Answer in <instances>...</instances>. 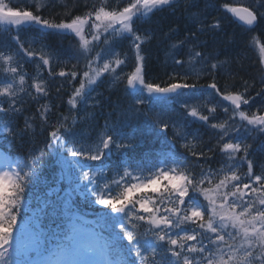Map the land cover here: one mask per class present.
<instances>
[{
  "label": "snow or ice",
  "instance_id": "snow-or-ice-1",
  "mask_svg": "<svg viewBox=\"0 0 264 264\" xmlns=\"http://www.w3.org/2000/svg\"><path fill=\"white\" fill-rule=\"evenodd\" d=\"M52 3L53 0H31L21 9L14 7L12 0H0V38L8 36L28 58L38 57L50 77H71L70 84L77 78L80 81L67 99L70 116L61 115L50 123L53 106L45 99L35 113L24 119L23 126H18L15 122L27 103L20 94L39 104L40 99L50 96L48 83L33 77L26 88V73L23 64L16 60L17 53L0 46V139L15 141L46 133V151L41 150L39 155L32 152L26 161L5 159L0 163V264H264V173L255 174L249 158L253 152L249 138H257L252 133L264 135V112L249 114L242 110L241 106L249 105L253 99L246 97L247 87L244 92H221L215 73L228 61L199 50V34L205 26L201 23L197 31L190 30L185 39L170 45L173 64L185 71L173 72L166 82L156 83L146 79L144 54V46L155 34L136 25L156 12H174L181 0H127L123 6L122 0H117L116 6L100 0L99 6L94 4L82 15L71 16L69 9L64 16L70 18L59 22L41 14ZM257 5L264 7V0H257ZM190 6V2L185 3V10ZM223 8L250 27L264 19V11L256 8L229 4ZM193 17L199 19L198 14ZM31 26L74 35L78 48L72 57L77 60L72 70L61 68L55 73L51 65L54 58L59 60L58 56L53 57L43 47L40 51H29L32 44L25 47L20 31ZM206 27L218 29L220 21L214 20ZM253 39L264 64V44ZM123 40L130 44L135 66L128 73L118 74V69L127 63V54L121 56L116 51ZM185 46L187 58H179ZM96 48L99 51L93 55ZM80 59L85 61L82 74L76 70ZM40 66L37 64L38 70ZM206 72L212 75L206 85L211 90L209 95L220 96L231 105V115L221 122H210L219 105L205 104L204 114L200 106L182 99L205 87L198 82ZM106 75L112 77V83L124 82L129 102L120 110L114 109L116 119L107 117L93 141L95 116L89 109L101 102L91 93ZM60 90L58 87L57 93ZM261 94L264 86L257 93ZM168 103L182 109L175 118L162 108L154 110L156 105ZM146 105L152 108L145 111ZM223 111L228 114L229 108L224 107ZM196 120L218 135L216 146L207 151L198 150L202 140L187 131ZM170 127L171 139L180 140L181 147L197 161L211 160L209 153L218 148L225 158L221 167L205 171L199 165L197 174L187 157L178 158L171 149L162 150L157 156H142L140 160L133 157L146 137H166ZM164 143L167 145V137ZM45 155L67 169L69 182L76 184L74 191L85 202L110 209V214L100 212L98 218L107 237L101 231L85 229L70 208L66 210L69 227L63 235L54 237V242L37 239L29 247L21 243L20 235L14 236V231L23 234V229L17 230L18 215ZM109 160L111 164H106ZM245 163L247 172L242 176L240 168Z\"/></svg>",
  "mask_w": 264,
  "mask_h": 264
},
{
  "label": "trees",
  "instance_id": "trees-1",
  "mask_svg": "<svg viewBox=\"0 0 264 264\" xmlns=\"http://www.w3.org/2000/svg\"><path fill=\"white\" fill-rule=\"evenodd\" d=\"M108 2L109 6H116L117 0H108ZM126 2L127 0H122L120 6H123V3ZM189 2L191 6L185 10L184 5ZM28 3H31V0H12V5L21 9ZM99 3L100 0H53V3L49 4L41 14L49 19L54 17L59 22L62 18H70L64 16V13L69 9L71 10V16L82 15L92 8L94 4L99 6ZM65 4L67 8H65ZM224 4L231 6L243 4L247 7L264 11V7L257 5V0H181L180 7L174 12L172 9H166L138 21L136 25L138 28L155 34V38L144 46V54L147 57L146 79L156 83H164L168 80L171 73L185 71V69L173 64L169 52L170 45L177 40L185 39L190 30L197 31L198 26L202 23L205 28L203 33L199 34L201 42L199 50L205 55L211 54L220 61H228L215 73L216 83L221 92L226 90L244 92L245 87H247L246 97H252L253 99L250 100L249 105H242V110L249 114L264 112V94L257 95L258 92H261L262 86H264V83H262L264 82V64L260 62L259 48L253 39L255 37L261 44H264V19H259L258 23L251 27L241 24L230 12L223 8ZM194 13L198 14L199 19L193 17ZM217 19L220 21V28L209 30L206 26ZM170 29L174 31L170 32ZM20 36L26 48L29 44H32V47L28 48L29 51H40L43 47L53 57H59L58 61L54 58L51 65V69L55 73H58L61 68L65 71L72 70V65L77 63V60L72 57L78 48V41L72 34H56L49 30L31 26L21 29ZM0 46L17 53L16 60L23 64V72L26 73V88L31 85L32 78L36 77L37 79H44L48 83L50 93L49 98L40 99L39 104L31 101L29 97L21 93L20 95L27 101L24 106L26 110L15 123L22 127L24 119L35 113L36 108L43 104L45 99L53 106L52 112L49 114L50 123L55 122L61 115L70 116V106L67 104V99L74 88L79 85V78L70 84L68 81L71 77H50L48 69L42 66V62L39 61L38 57L28 58L25 56L6 35L0 38ZM95 51H99V48L94 49L93 55H95ZM116 51L121 56L127 54V63L118 69V74L132 71L135 66V58L129 42L127 40L119 42ZM185 53H187V46L180 50L179 58L186 59ZM210 63L211 60L209 61ZM37 64L41 65L39 70L37 69ZM84 64L85 61L80 59L76 70L81 74L84 70ZM211 79L212 75L206 72L198 82L205 87L198 88L195 95L187 93L182 99L189 104L200 106V110L204 114H207V109L204 107L205 104L219 105L215 119L210 122H221L228 119V116L231 115V105L229 102L223 101L220 96L209 95L211 90L207 89L206 85ZM188 82L191 83L193 81L189 80ZM58 87L61 89L59 93L56 91ZM93 87L94 91H92L91 95L101 102L100 106L89 109L95 116L93 123L96 128L92 134V140L94 141L96 134L104 126L105 119L110 116L112 120H115L116 112L114 109H122L129 102V97L125 92L124 82L112 83V77L107 75ZM32 92L34 94V89H32ZM224 107L229 108L228 114L224 113ZM150 108H152V105L144 106L145 111ZM161 108L167 115L174 118L182 111L179 105L175 103H168L163 106L156 105L154 110L160 111ZM188 119L192 120V118ZM39 123L37 119V132H39ZM237 123H239L238 120ZM127 131L132 132L133 130L127 129ZM187 131L198 134L202 140L203 143L198 147V150L207 151V148L216 146L218 139L216 130L211 129L203 122L193 121ZM45 136L46 133L39 134L34 138L26 136L22 140L17 139L15 141H12L11 138L0 139V147L13 159L26 161L30 153L35 152L36 155H39L41 150L46 151ZM166 137L167 145L164 143ZM166 137L160 135L157 138L156 135L150 134L132 153L133 157L136 160H140L142 156L148 154L157 156L162 150L171 149L176 157L181 159L187 157V162L194 166V171L197 174L201 170L199 165H202L205 171L209 168L217 170L224 162L225 158L218 148H216L214 153H209L213 157L211 160L201 159L197 161L194 157L189 156L185 149L181 147L180 140L173 141L171 139L173 137L171 127ZM252 137L257 138L254 141L251 137L249 138V142L253 143V152L249 158L253 161L254 173L259 175L264 173V144H262L264 135L253 132ZM114 159L115 157L113 156L112 160ZM112 160L105 161V163L111 164ZM90 163L94 166L100 165V162ZM246 172L247 165L245 163L240 168V173L243 176ZM68 175L67 169L62 164H58L54 158L45 155L42 167L37 170V176L26 191L24 202L18 215L17 230H24L34 223H39L43 227L44 240L47 239L50 242H54L53 238L63 235L69 227V217L66 211L69 208L71 212L75 209L79 213L95 218L97 222L100 212L110 214V209H103L101 206L85 202L74 191L76 184L69 182ZM245 182H248L247 179H245ZM148 194L152 195L150 190ZM101 231L105 237L108 236L107 231L103 229ZM19 233V231H14V236L19 235Z\"/></svg>",
  "mask_w": 264,
  "mask_h": 264
},
{
  "label": "rangeland",
  "instance_id": "rangeland-1",
  "mask_svg": "<svg viewBox=\"0 0 264 264\" xmlns=\"http://www.w3.org/2000/svg\"><path fill=\"white\" fill-rule=\"evenodd\" d=\"M6 158H2L0 159V163H2ZM75 217H79V220L77 221L79 224H81L83 227L86 225V223L84 222H88L87 225H92L91 227H89L90 229H94V223L97 224V222L95 220H92V219H87L83 216H79V215H76ZM82 219V221L80 220ZM98 227V226H97ZM85 228V227H84ZM86 229V228H85ZM97 231V230H96Z\"/></svg>",
  "mask_w": 264,
  "mask_h": 264
},
{
  "label": "water",
  "instance_id": "water-1",
  "mask_svg": "<svg viewBox=\"0 0 264 264\" xmlns=\"http://www.w3.org/2000/svg\"><path fill=\"white\" fill-rule=\"evenodd\" d=\"M234 7H246V6H244V5H236V6H234ZM235 19H237L236 17H234ZM238 20V19H237ZM240 23H243V21H240V20H238Z\"/></svg>",
  "mask_w": 264,
  "mask_h": 264
},
{
  "label": "bare ground",
  "instance_id": "bare-ground-1",
  "mask_svg": "<svg viewBox=\"0 0 264 264\" xmlns=\"http://www.w3.org/2000/svg\"><path fill=\"white\" fill-rule=\"evenodd\" d=\"M0 156H2V155L0 154Z\"/></svg>",
  "mask_w": 264,
  "mask_h": 264
}]
</instances>
